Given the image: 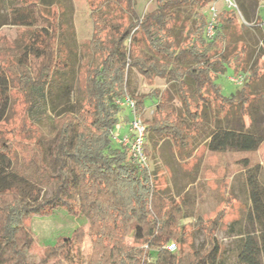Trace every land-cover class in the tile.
<instances>
[{"label":"trees","instance_id":"16d2710c","mask_svg":"<svg viewBox=\"0 0 264 264\" xmlns=\"http://www.w3.org/2000/svg\"><path fill=\"white\" fill-rule=\"evenodd\" d=\"M211 1L154 0L152 11L138 15L136 0H89L93 31L80 45L78 89L71 94L65 83L71 69L63 56L65 31L50 11L53 0H0L6 12L0 14V28L28 30L17 63L4 69L8 79L0 75V86L9 83L20 91L34 127L28 164L43 171L42 183L53 179L50 168H56L58 179L53 193L38 201L8 188L4 176L18 170L12 142L0 131V264H32L30 221L57 209L85 218L88 226L57 237L34 264H74L75 258L86 264H227L228 250L215 237L221 216L205 224L183 196L173 199L166 187H156L158 170L150 168L161 141L169 142L181 160L190 159L201 143L218 153L254 151L262 143L252 130V104H264V94L253 93L252 86L264 76V55L250 66L242 35L249 30L243 21L254 12L255 22L264 23L254 5L237 0L242 19L224 5L208 37L211 16L205 8ZM132 69L148 85L160 79L167 88L131 94L126 78ZM228 70L243 79L239 90L224 96L216 80ZM125 96L140 117L153 108L151 117L142 119L147 166L134 163L129 148L115 140L117 126L127 121L129 127L131 111L115 104ZM231 112L239 114L231 120ZM248 185L257 228L236 230V220L227 229L238 264H264L262 192L254 177ZM190 220L204 228L205 245L189 242ZM84 238L90 242L85 258L73 251Z\"/></svg>","mask_w":264,"mask_h":264},{"label":"rangeland","instance_id":"374dc122","mask_svg":"<svg viewBox=\"0 0 264 264\" xmlns=\"http://www.w3.org/2000/svg\"><path fill=\"white\" fill-rule=\"evenodd\" d=\"M25 1L36 2L38 0ZM235 1L239 5L238 1ZM246 1L248 4L254 5L255 9L257 8L256 15L264 23L262 0ZM224 5V0H212L205 10L210 13L209 8L213 6L218 14ZM154 7V0H136L135 10L138 15L150 12ZM50 11L58 15L60 25L65 31L63 56L69 61L71 67L65 83L68 85L69 92L73 94L78 89L77 74L81 63L80 45L88 42L93 31L89 16V0H53ZM5 13V10H0V14L5 15ZM239 20L241 19L239 18ZM247 24L249 30L242 37L249 47L248 64L252 66L256 63L258 56L264 55V24L255 22V12ZM27 39L28 30L23 27L5 25L0 28V75L4 72L8 79L5 70L9 64L17 63L19 49ZM260 64L263 65L264 72V59L260 60ZM232 76L233 72L228 70L216 80L224 96L234 94L241 87V85H235L229 81ZM126 81L128 90L133 95L147 93L155 88L160 90L167 88L165 82L160 79H155L153 85H148L134 69L128 71ZM252 92L264 94V76L253 84ZM252 107V117L255 122L252 130L262 136V143L256 150H227L218 153L209 151L207 144L201 143L190 159L181 160L169 142L161 141L155 154V160L150 163L151 169L158 170L155 178L156 187H166L173 199L183 196L187 203L194 206L196 217H200L205 224H209L213 219L221 216V224L215 231V237L221 246L228 250L225 255L227 264H238L232 249L234 237L227 229L228 224L237 220L235 229L247 232L257 228L250 202L248 185L250 176L257 180L264 202V104L257 100L252 104ZM152 110L153 108L148 106L141 118L143 120L150 118ZM238 114L231 112L230 119L233 120ZM127 115L131 120L130 113ZM209 115L211 116V112ZM245 119L248 125L249 121L247 118ZM127 127V121L120 124L121 133L126 134ZM0 131L12 142V157L17 163L19 171L7 173L4 176L5 185L8 188L17 189L21 196L30 201L49 197L58 183V179L55 178L57 170L50 168L49 172L54 177L49 183L45 182L44 184L43 181H39L45 176L43 171L28 164L33 156L34 127L25 117V103L20 91L9 83L0 86ZM20 170L25 171V175H22ZM186 222L189 242L194 247L205 245L204 228L192 226L194 220ZM87 226L88 222L85 218L71 217L59 209L44 216L34 215L30 221V227L35 244L28 254L29 262L36 263L42 255L43 249L53 245L57 237H68L74 229L78 227L86 229ZM89 243V239L84 238L79 247L73 246V251H78L80 256L85 258ZM126 243L132 245V240L127 239ZM68 256L71 258L72 253L69 252ZM74 264L86 263H80L75 258Z\"/></svg>","mask_w":264,"mask_h":264},{"label":"built area","instance_id":"2783aa9c","mask_svg":"<svg viewBox=\"0 0 264 264\" xmlns=\"http://www.w3.org/2000/svg\"><path fill=\"white\" fill-rule=\"evenodd\" d=\"M224 4L231 9L237 11L238 15L242 19V16L238 10L237 4L234 0H224ZM210 16H211V23L207 27V36L210 37L213 33V21L216 17V9L211 6L210 8ZM244 24L248 25L245 21ZM242 77H230L229 81L235 85H241ZM115 104L118 106H125L131 111V120L129 122L128 133L126 136L120 138L117 135V128L114 133L115 140L117 143L127 146L129 148V153L131 155V159L134 163L147 166V159L144 154L143 150V143H144V134H145V125L140 116H138L135 112V103L134 101L125 96L123 99H118L115 101ZM169 250L173 249V246L167 247Z\"/></svg>","mask_w":264,"mask_h":264},{"label":"crops","instance_id":"0c3cea01","mask_svg":"<svg viewBox=\"0 0 264 264\" xmlns=\"http://www.w3.org/2000/svg\"><path fill=\"white\" fill-rule=\"evenodd\" d=\"M127 133H128V129H127ZM126 133V134H127ZM123 133H121V129H120V127L119 126H117V135L120 137V138H122V137H124V136H126V134H123Z\"/></svg>","mask_w":264,"mask_h":264}]
</instances>
